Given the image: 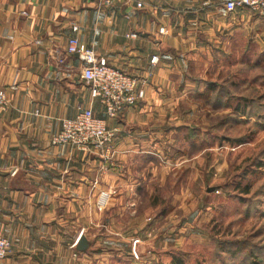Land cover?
<instances>
[{
    "label": "crops",
    "instance_id": "crops-1",
    "mask_svg": "<svg viewBox=\"0 0 264 264\" xmlns=\"http://www.w3.org/2000/svg\"><path fill=\"white\" fill-rule=\"evenodd\" d=\"M143 1L150 5L0 0V87L9 100L0 113V235L11 243L0 264H85L77 244L70 245L84 219L100 218L94 203L112 207L113 196H101L100 185L125 181L110 167L102 179L105 165L95 151L52 144L63 119L91 107L116 129L118 159L150 153V124L175 100L168 91L195 80L191 68L203 58L219 51L230 57L231 46L245 37L257 43L264 37L262 18L245 7L229 11L224 0ZM71 36L145 79V97L106 118L90 98L82 62L66 51Z\"/></svg>",
    "mask_w": 264,
    "mask_h": 264
},
{
    "label": "rangeland",
    "instance_id": "rangeland-1",
    "mask_svg": "<svg viewBox=\"0 0 264 264\" xmlns=\"http://www.w3.org/2000/svg\"><path fill=\"white\" fill-rule=\"evenodd\" d=\"M230 49L204 54L195 80L168 91L150 153L98 155L102 179L110 167L125 181L100 185L112 207L94 203L100 218L84 219L70 245L85 238V264H264V37Z\"/></svg>",
    "mask_w": 264,
    "mask_h": 264
},
{
    "label": "built area",
    "instance_id": "built-area-1",
    "mask_svg": "<svg viewBox=\"0 0 264 264\" xmlns=\"http://www.w3.org/2000/svg\"><path fill=\"white\" fill-rule=\"evenodd\" d=\"M114 1L134 4L137 8L150 5L143 0H99V5H111ZM225 9L248 8L252 13L264 17V0H224ZM137 37L135 32L126 35ZM66 51L82 62V79L89 89L90 98L101 106L106 118L115 119L124 109L135 106L145 97L146 80L111 65L107 58L97 55L92 48L83 46L78 37L67 40ZM62 59L59 58V61ZM151 63L158 56L151 57ZM9 106L6 91L0 87V113ZM115 128L108 126L106 119L94 115L91 107L79 109L71 117L61 121L59 131L51 137L54 145L65 144L83 150L95 151L105 160L112 159ZM80 236V235H79ZM79 236L75 240L77 243ZM10 241L0 235V260L10 251Z\"/></svg>",
    "mask_w": 264,
    "mask_h": 264
},
{
    "label": "trees",
    "instance_id": "trees-1",
    "mask_svg": "<svg viewBox=\"0 0 264 264\" xmlns=\"http://www.w3.org/2000/svg\"><path fill=\"white\" fill-rule=\"evenodd\" d=\"M215 87H216V84H213V83H208L207 85H206V88L204 89L205 91H201V93H198V97H202V96H204V95H206L207 96V94H208V92H210L211 90H213V89H215ZM221 90V89H220ZM219 94V93H218ZM217 97L219 98V95H217ZM227 103V102H226ZM214 105H216V104H220V98L219 99H217V102H215V103H213ZM244 103H242V105H241V103H237V105L234 107V111L235 112H245L244 111ZM189 135H191V133L189 134ZM193 136V135H192Z\"/></svg>",
    "mask_w": 264,
    "mask_h": 264
},
{
    "label": "water",
    "instance_id": "water-1",
    "mask_svg": "<svg viewBox=\"0 0 264 264\" xmlns=\"http://www.w3.org/2000/svg\"><path fill=\"white\" fill-rule=\"evenodd\" d=\"M87 246V243L85 242V238L84 237H80L78 239V243H77V249L78 250H84Z\"/></svg>",
    "mask_w": 264,
    "mask_h": 264
}]
</instances>
